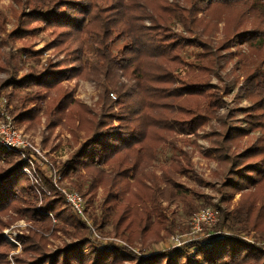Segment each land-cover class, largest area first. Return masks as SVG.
Returning <instances> with one entry per match:
<instances>
[{
    "label": "trees",
    "instance_id": "obj_1",
    "mask_svg": "<svg viewBox=\"0 0 264 264\" xmlns=\"http://www.w3.org/2000/svg\"><path fill=\"white\" fill-rule=\"evenodd\" d=\"M15 2L13 11H20L16 29L0 35V45L43 27L52 37L43 50L54 48L64 57L21 76L15 65L0 80V92L10 88L9 99L22 91L26 97L6 109L20 125L33 127L45 104L47 127L64 125L72 133L78 147L59 170L80 190L87 182L83 195L91 193L90 205L99 188L105 191L103 213L94 218L98 230L111 224L116 237L133 246L139 237L159 240L166 235L161 229H171L162 199H179L195 212L178 177L205 181L187 154L173 155L161 175L154 165L162 146L177 147L178 135L197 134L213 120L217 125L206 134L210 145L205 153L225 166L222 193L230 198L240 192L242 198L233 209L216 205L220 218L207 237L139 255L128 245L93 237L64 207L53 179L46 178L48 190L39 192L24 171L28 162L0 143V264H10L14 248L3 231L20 219L29 226L18 234L22 250L16 264H264V242L244 237L254 232L264 241V10L255 0ZM225 18L224 38L216 45L213 37ZM5 23L6 14L0 12V34ZM86 38L95 44L94 61L84 59ZM120 40L126 44L114 52L111 45ZM189 47L197 48L192 61L183 55ZM18 52L21 57L41 54L31 46ZM230 60L242 76L240 90L249 106L225 101L230 88L222 71ZM0 69L6 70L2 64ZM80 77L102 86L98 111L65 85ZM215 78L219 82L213 83ZM58 231L73 240L52 249L50 237H59Z\"/></svg>",
    "mask_w": 264,
    "mask_h": 264
},
{
    "label": "rangeland",
    "instance_id": "obj_2",
    "mask_svg": "<svg viewBox=\"0 0 264 264\" xmlns=\"http://www.w3.org/2000/svg\"><path fill=\"white\" fill-rule=\"evenodd\" d=\"M254 3L264 10V0H255ZM15 6H17L15 0H0V12L6 14V29L0 34L2 36L6 37L9 32H13L16 29L17 15H20V11L15 13L13 11V7ZM230 14V21L233 22L235 15L232 13ZM226 19L227 18L223 19L221 23H219V29L215 32L213 37L216 45L224 38L223 31L226 26ZM247 27H250L249 23ZM175 28L182 29L180 24H176ZM51 40V30L41 27L40 31L26 34L21 38H10L7 43L1 44L0 64L4 65L6 70L0 69V80L11 75L15 65L18 68L19 76H21L24 72L29 71L30 68L42 70L50 59H62L64 55L57 52L54 48L43 50ZM125 44V41L120 40L112 44L111 48L114 52H118ZM24 46H31L33 50L41 51L40 56H19L20 52L18 51ZM196 52L197 48L189 47L183 51V55L186 59L192 61ZM84 59L87 61H94L95 59V44L90 41L89 38L85 39ZM234 64V61L230 60L229 64L222 71V76H224L225 82L230 88V93L226 94L224 97L225 101L230 106H249L252 103L243 96L240 90L243 79L239 72L234 70ZM217 82L219 81L216 78L213 79V83ZM65 85L73 88L75 97L79 98L84 104L93 108L94 111L99 110L101 107L100 96L102 86L96 80L80 77L66 82ZM9 91L10 88L0 92V127L10 126L12 129L18 130L23 134L24 138L32 144L33 147L22 149V153L24 154H21L19 150L15 149L7 150L15 152L17 155L19 154L22 159L28 162L24 171L29 176L31 182L35 184L36 189H38L39 192H41V188H45V191L48 190L45 179L52 178L55 188L63 197L64 207L69 208L86 224L93 237L103 240L104 243L114 242L120 245H128L123 239L116 237L111 224H107L99 230L94 224V218H99L103 213L101 212V205L105 197V191L99 188L96 195H94L93 205H90L88 199H90L91 193H87L86 196L83 195L87 187V182L85 181L84 188L80 190L79 187L72 184L70 177L63 178L61 176L62 174L59 170L61 165L68 159L69 154L78 147V143L75 142L72 133L64 125L57 126L55 129H49L47 127L48 120L45 104L41 105V109L37 113L38 117H40L39 123L33 127L20 125L13 111L11 112V109L21 103V100L26 97V93L25 91L18 92L14 95L13 99H9ZM8 103L11 108L9 111L6 109ZM226 109L227 106L222 108L220 113L225 112ZM216 125L217 121L213 120L200 129L197 134L178 135L177 147L167 144L158 150L154 165L157 174L161 175L162 166L170 165L173 155L183 157L184 153H186L192 163V168L205 182L201 183L185 175H179L180 177H178V180L188 189V198H190V203L195 207L196 211L190 212L191 210H189L188 204L183 203L179 199L171 201L162 199L164 214L167 217L166 223H168L171 229H161V234L166 235L159 240H157L155 236L139 237L134 242L133 246L128 245L129 248L137 254L147 256L152 253L180 247L187 242L197 241L207 237L209 233H212L213 227L216 226L217 223L211 227L204 226L203 229L195 231L191 225L193 215L204 208H216V205H220L224 209H233L240 202L242 198L240 192L234 193L230 198L222 193L220 188L221 181L224 179L225 166L217 160L214 155H207V153H205L210 145V141L206 138V134L212 128H215ZM253 135L257 137L260 135V132H255ZM246 140L245 138L242 141L244 142ZM0 143L2 144L1 137ZM206 182L211 185L206 184ZM74 190L83 197L85 208L83 214L75 211L66 199L65 191L70 192ZM206 201L212 202V205H205ZM55 222L56 219L53 218V223ZM28 226L29 223H27L25 219H20L3 231L6 241L10 242L14 247L8 255L10 264H16V256L22 250V245L18 240V234L27 231ZM57 233L59 237H50L51 243L49 247L52 249H55L56 246L63 242H70L73 240L72 236L65 234L63 231H58ZM257 236L256 233L249 232L244 237L252 243H263L264 241L260 240L259 236ZM141 249H143L142 252L140 251ZM126 253L130 254L129 249H127ZM125 264H128V262H125Z\"/></svg>",
    "mask_w": 264,
    "mask_h": 264
},
{
    "label": "built area",
    "instance_id": "obj_3",
    "mask_svg": "<svg viewBox=\"0 0 264 264\" xmlns=\"http://www.w3.org/2000/svg\"><path fill=\"white\" fill-rule=\"evenodd\" d=\"M0 137L2 139V145L6 149L19 150L22 153V149L33 147L32 144L26 140L22 133L16 129H12L10 126L0 127ZM30 160V159H29ZM66 199L70 206L80 214L85 211L83 197L76 191H65ZM220 218V210L215 207L204 208L196 212L191 221L192 228L195 231L203 229L204 226L215 225Z\"/></svg>",
    "mask_w": 264,
    "mask_h": 264
}]
</instances>
